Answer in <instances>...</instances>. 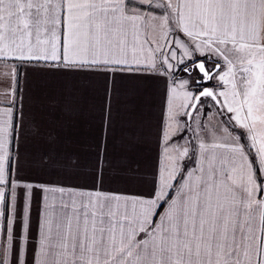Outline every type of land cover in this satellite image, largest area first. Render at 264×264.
Masks as SVG:
<instances>
[{
    "label": "snow or ice",
    "instance_id": "snow-or-ice-1",
    "mask_svg": "<svg viewBox=\"0 0 264 264\" xmlns=\"http://www.w3.org/2000/svg\"><path fill=\"white\" fill-rule=\"evenodd\" d=\"M34 75L68 82L72 116L102 91L90 159L54 147ZM122 95L140 119L118 120ZM0 264H264V0H0Z\"/></svg>",
    "mask_w": 264,
    "mask_h": 264
},
{
    "label": "crops",
    "instance_id": "crops-1",
    "mask_svg": "<svg viewBox=\"0 0 264 264\" xmlns=\"http://www.w3.org/2000/svg\"><path fill=\"white\" fill-rule=\"evenodd\" d=\"M181 72H177V75ZM33 93L42 100V107L33 105V112L41 121L46 130L54 132L58 136L59 142L54 146L58 151L74 152L82 158L90 159L92 157V145L100 134L98 108L102 104V91L93 92L87 103L84 104L82 113L78 116H72L63 111V100L65 89L68 82L56 77H45L34 75L31 78ZM127 95H122L114 101V107L118 109V120L128 121L129 119H140L137 111L131 110ZM150 110L147 113L153 121L157 120L162 114L163 97L162 86L153 90L151 99L148 101ZM95 105V107H93ZM207 114L203 117L216 116V108L209 107L206 109ZM201 117V118H203ZM119 134V133H118ZM49 145L42 139L29 141L28 152L35 155L37 152L46 150ZM121 149L119 144L115 146L114 155L119 156ZM31 156L29 157V159ZM141 162L151 165L154 160V151L145 149L140 157ZM31 175L34 179L44 181L50 184L60 186H80L91 187L92 176L88 171L80 172H43L31 169ZM105 184L110 189V176H105ZM119 190V189H118ZM38 202L33 204V220L35 222L38 210Z\"/></svg>",
    "mask_w": 264,
    "mask_h": 264
},
{
    "label": "rangeland",
    "instance_id": "rangeland-1",
    "mask_svg": "<svg viewBox=\"0 0 264 264\" xmlns=\"http://www.w3.org/2000/svg\"><path fill=\"white\" fill-rule=\"evenodd\" d=\"M211 106H207L206 108H209ZM207 112H206V109L204 107V109L202 110V116L203 117L204 115H206ZM211 118V117H209ZM209 118H201L203 120V122L207 123L208 122V119ZM110 176V179H109V187H110V190H118V189H121L124 187V183L123 181L120 179L119 175L118 174H113V175H109Z\"/></svg>",
    "mask_w": 264,
    "mask_h": 264
},
{
    "label": "trees",
    "instance_id": "trees-1",
    "mask_svg": "<svg viewBox=\"0 0 264 264\" xmlns=\"http://www.w3.org/2000/svg\"><path fill=\"white\" fill-rule=\"evenodd\" d=\"M178 76L181 77V78H183V77L186 76V74H184V73H179ZM186 163H188V162L186 161Z\"/></svg>",
    "mask_w": 264,
    "mask_h": 264
},
{
    "label": "water",
    "instance_id": "water-1",
    "mask_svg": "<svg viewBox=\"0 0 264 264\" xmlns=\"http://www.w3.org/2000/svg\"><path fill=\"white\" fill-rule=\"evenodd\" d=\"M207 106H208V105L205 106V109H208V108H206Z\"/></svg>",
    "mask_w": 264,
    "mask_h": 264
}]
</instances>
